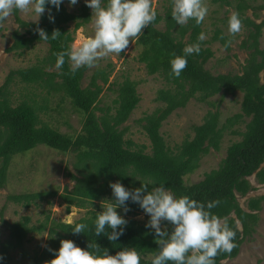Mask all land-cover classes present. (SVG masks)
<instances>
[{
    "label": "trees",
    "instance_id": "16d2710c",
    "mask_svg": "<svg viewBox=\"0 0 264 264\" xmlns=\"http://www.w3.org/2000/svg\"><path fill=\"white\" fill-rule=\"evenodd\" d=\"M213 1L230 6L236 2V12L248 28L247 38L242 42L248 57L241 72L213 74L205 67L214 52L205 46L208 41L198 40L203 32V23L197 26L194 20H190L182 27L176 24L171 16V0H163V11L156 10V21L144 29L138 38V42L144 46L139 60L145 62L149 74L162 75L168 86L158 91L157 99L163 106L141 119L151 142L149 153L145 144L125 139L128 127L123 124L141 100L136 82L127 78L119 85L115 112L112 113L110 107L98 105L104 87L111 84V65L109 68H96L86 86H83V81L90 68L82 67L73 74L69 70L67 58L61 69L53 71L42 64L11 70L0 86V187L6 184L8 167L14 155L44 144L64 154H74V165L80 175L68 172L75 184L72 189L65 187L60 194L68 204V211L72 205L84 208L94 205L96 201L106 200L112 191L110 182L115 181H120L129 189L140 187L143 182L150 184L149 190L153 186L163 185L176 197L186 195L205 204L219 200V205L211 211L226 220L236 232V246L231 253H219L215 257V264L235 258L247 235L255 231L260 219L259 212L264 206V195L250 197L247 209L240 204L238 198V195L244 197L256 189L249 179L254 174L258 183H264V81L261 76L264 71V48L260 46L264 19L258 22V17L245 16L246 11L253 8L248 0ZM106 2L104 0L105 4ZM47 9H51L54 23L49 20ZM14 13L16 22L24 31H14V43L8 51L16 50L22 54L36 41H44L35 31L37 27L43 28L49 35L45 42L50 45L49 56L44 63L51 66L56 64V54L69 48L73 41L72 34L66 28L67 24L77 21L78 28L88 23L92 16V10L86 3L81 6L79 13L71 12L66 6V0H63L59 10L51 4L46 5V11L38 23L22 19L19 11ZM161 23L163 27H159ZM54 29L61 33L56 40L50 37ZM187 34L188 40L184 41ZM216 38L224 46L230 40L221 29L216 30L214 39ZM197 43L200 44V53L187 57V67L179 78L170 76V61L174 54L183 55L186 45ZM230 48L231 46L226 47L227 50ZM16 78L33 88L17 104H13L10 85ZM237 92L243 94L240 110L226 115L221 123L220 110L225 97ZM218 94V98H212ZM55 95L61 101L70 99L74 107L85 115L78 134H66L42 122L40 111L48 108V101ZM191 98L206 103L210 108L203 122L192 126L193 134H187L181 143L172 147L160 128L174 111L186 107ZM242 123L245 124L244 130L239 127ZM225 133L241 136V139L228 146L219 167L206 172L201 180L188 183L185 177L199 167L200 160L211 148H220ZM57 194V190H41L10 194L8 199L28 207L38 199L45 200L48 196L54 197ZM128 206L129 212L143 211L131 200L128 201ZM97 212L100 211H93L91 215L73 223L52 220L50 226L48 222L38 227L30 226L31 217L28 215L13 223L4 220L10 231V238L1 244L0 255L3 259L0 264H10L7 257L9 251L22 248L29 233L47 229V226V246L31 255V264H46L53 259L55 252L52 250H59L62 239H71L82 248H88L89 242L95 240L112 255L125 247L134 248L141 257L140 264H151V258L159 252V248L154 232L145 227L147 222L127 219L123 235L116 241H110L104 234L98 237L94 235ZM233 213L236 218L231 216ZM237 219L242 229L239 228ZM76 223L87 224L85 232L73 234L71 225ZM164 227L171 231L172 226L166 222ZM106 231L110 232L111 229Z\"/></svg>",
    "mask_w": 264,
    "mask_h": 264
},
{
    "label": "rangeland",
    "instance_id": "374dc122",
    "mask_svg": "<svg viewBox=\"0 0 264 264\" xmlns=\"http://www.w3.org/2000/svg\"><path fill=\"white\" fill-rule=\"evenodd\" d=\"M252 3L253 8L246 11L245 16L257 18L260 22L264 19V0H248ZM85 0H78L74 6L69 5L66 0V6L71 12H78ZM208 7V13L203 22V33L205 35V46L210 47L214 55L207 61L205 67L213 74L218 73H238L242 71L243 65L248 57V52L242 47V42L248 35V28L243 22L241 31L231 36L228 32V19L232 12H236L235 3L233 5H221L220 2L213 0H205ZM153 6L156 10L163 11V0H153ZM258 14V16L256 15ZM19 15L26 21L36 19L34 12L21 13ZM41 20L39 17L38 21ZM76 22H69L67 30L72 34L73 44H80L84 40L89 39L94 34L92 19L76 28ZM19 24L15 20V13L0 26V86L4 84L9 73L13 69L29 67L34 64H42L49 71L56 70L55 66L44 63L49 56L50 45L45 41H36L29 49H25L22 54L20 51H8V48L14 43L13 33ZM163 27V24H159ZM221 29L223 34L231 40V48L227 50L222 41L218 38L214 39L216 30ZM19 31H24L19 28ZM189 35L184 37V41L188 40ZM139 38V37H138ZM130 41L127 51L117 55L109 54L106 58L97 61L96 66L91 67L85 75L83 86L89 83L90 77L97 68L112 67L110 74V85H106L100 96L99 106L110 107L111 112H115L118 98L119 85L127 78L136 82L137 92L140 95V102L132 111L129 119L123 124L128 127L125 139H131L137 144H145L146 151L151 152V142L143 128L144 121L141 119L149 113L155 111L163 103L157 99L158 91L161 88L168 87L165 79L159 73L149 74L145 62L139 60L140 54L144 48L142 44ZM260 46L264 48V28L260 37ZM47 64V65H45ZM264 81V71L261 72ZM32 86L20 82L16 78L10 85L12 91L13 104H17L24 94L32 90ZM39 90V89H38ZM40 91V90H39ZM60 95V94H58ZM55 95L48 101V108L40 111V117L43 123H47L55 129L66 134H78L83 125L85 115L78 111L70 99L60 100ZM220 96L212 97L216 99ZM243 94L237 92L234 95L229 94L222 103L221 123L224 122L226 115L232 114L240 110ZM210 107L206 103H202L195 98H191L186 107L179 108L166 119L160 128V132L164 135L167 143L175 147L187 136L193 134L192 126L200 124L204 120V116ZM100 114V112H98ZM226 113V114H225ZM239 127L244 130L245 124ZM241 139V136L225 133L220 148L215 150L211 148L210 152L202 157L199 167L185 177L188 183L201 180L206 172L219 167L221 160L226 156L228 146ZM75 157L72 153H62L54 148L44 144L17 153L13 156L10 166L8 167L7 180L4 187H0V247L10 238V231L6 228L4 220L9 223L20 220L23 216H30V226L38 227L48 222L50 226L52 220L71 222L91 215L93 211H102V203H108L113 200V193L107 195V199L96 201L94 205L89 207H77L72 205L70 210L67 209V202L60 197L65 187L72 189L75 180H72L68 172L79 176V171L74 165ZM251 183L256 187L246 196L240 197V204L247 209L248 199L252 196L264 195V183L257 182L255 174L250 178ZM52 191L57 190V196H48L45 200L38 199L32 202L30 206L15 203L8 199L10 194L32 193L36 191ZM117 211L125 216L126 219H137L140 222H147L150 217L143 211L124 213L122 208ZM260 219L255 227V231L247 235L243 241L240 252L235 258H228L222 261V264H264V206L259 212ZM7 216V218H4ZM232 217L236 218L233 213ZM48 217V219H47ZM240 229L242 225L237 219ZM35 230L27 236L22 248L10 250L7 257L10 264H31L30 257L37 251H41L49 241V229Z\"/></svg>",
    "mask_w": 264,
    "mask_h": 264
},
{
    "label": "clouds",
    "instance_id": "9594fccd",
    "mask_svg": "<svg viewBox=\"0 0 264 264\" xmlns=\"http://www.w3.org/2000/svg\"><path fill=\"white\" fill-rule=\"evenodd\" d=\"M63 0H0V26L13 14L34 12L38 23L46 11V5L51 4L57 10ZM78 0H69L74 6ZM86 6L92 10L94 34L80 44H73L69 48L57 53L55 67L61 69L67 61L69 70L76 73L82 67H94L97 61L109 54L117 55L127 51L130 41L135 43L144 29L153 24L157 18V11L153 0H85ZM49 20L55 22L51 9H47ZM208 13L205 0H171V16L179 26H185L190 20L201 25ZM242 19L237 12H232L228 19V32L237 35L242 29ZM20 26H17L19 30ZM41 40L49 39L48 33L40 27L36 30ZM61 33L54 29L51 39L56 40ZM223 38V36L221 37ZM205 35L200 33L198 40L203 41ZM228 40L225 47L230 46ZM200 44L186 45L183 55H175L170 61V76L179 78L187 67V57L199 54ZM2 54V53H0ZM149 183L143 182L135 189L126 188L120 181L110 182L113 200L102 203V211L97 212L94 224L96 237L104 234L110 241H116L123 235L128 224L125 216L117 208H122L126 214L130 211L128 201L139 205L150 219L145 227L154 232L159 252L151 258V264H215V257L221 253H231L236 232L232 230L226 220L212 213L219 200L209 201L207 204L199 202L189 196L176 197L165 186H153L149 190ZM4 218H7L5 216ZM165 222L172 226L171 231L164 227ZM72 226L73 234L79 235L88 227L85 223ZM111 229V231H106ZM60 248L55 256L46 264H140L141 257L134 248H123L115 255L107 248L90 241L88 248L78 246L71 239H62ZM3 256L0 255V260Z\"/></svg>",
    "mask_w": 264,
    "mask_h": 264
}]
</instances>
